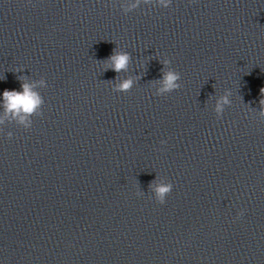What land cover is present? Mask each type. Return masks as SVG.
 Returning a JSON list of instances; mask_svg holds the SVG:
<instances>
[{
	"label": "water",
	"instance_id": "95a60500",
	"mask_svg": "<svg viewBox=\"0 0 264 264\" xmlns=\"http://www.w3.org/2000/svg\"><path fill=\"white\" fill-rule=\"evenodd\" d=\"M0 76L43 99L0 125V264H264V0H0Z\"/></svg>",
	"mask_w": 264,
	"mask_h": 264
},
{
	"label": "clouds",
	"instance_id": "9594fccd",
	"mask_svg": "<svg viewBox=\"0 0 264 264\" xmlns=\"http://www.w3.org/2000/svg\"><path fill=\"white\" fill-rule=\"evenodd\" d=\"M152 3L154 6H160L167 8L171 5L172 0H120V8L124 13L131 12L132 10L141 6V4ZM130 60V54L126 51L118 52L113 50V53L107 57L106 64L107 67L111 68L113 71L119 73L121 70L127 68L128 62ZM165 65L170 63L168 59L162 61ZM19 71V70H18ZM0 76V79H3ZM21 80L20 89H7L0 91V107L3 108V114L0 115V125L5 121H15V123L22 125L24 128H28L32 124L31 117L33 115L40 114V107L43 104L42 97L34 90L35 84L29 83L25 80L23 76L19 77ZM180 73L177 71L169 70L163 73L162 80L160 81V87L155 90V95H162L180 87ZM40 84H44L45 81L42 79L39 81ZM133 84L131 78L122 79L119 83L113 86V90L117 92L128 91ZM260 115L264 117V87L260 89ZM229 101L227 96L220 97L213 111L219 117L224 111V105L228 104ZM11 136L12 133L7 134ZM163 143V141H162ZM152 190L155 199L163 204L165 202L166 195L172 190V183L170 181L161 180L154 182L152 185ZM140 192L138 195H142ZM243 213H238L242 215Z\"/></svg>",
	"mask_w": 264,
	"mask_h": 264
}]
</instances>
